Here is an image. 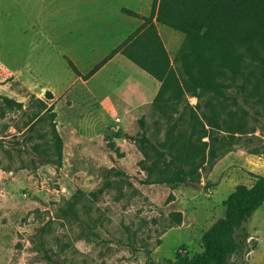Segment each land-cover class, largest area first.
I'll use <instances>...</instances> for the list:
<instances>
[{
  "label": "rangeland",
  "instance_id": "1",
  "mask_svg": "<svg viewBox=\"0 0 264 264\" xmlns=\"http://www.w3.org/2000/svg\"><path fill=\"white\" fill-rule=\"evenodd\" d=\"M70 1L0 0V264L168 262L182 245L194 254L229 192L264 175V110L247 108L245 128L254 131H216L215 158L185 164L177 134L190 132L195 96L158 108L160 82L119 51L85 76L143 22L120 15L121 3L142 12L148 0H107L100 8L98 0H73L81 30L73 34L65 23ZM156 24L172 60L184 34ZM4 96L21 106L8 107ZM36 98L53 109L38 111ZM201 140L186 146L208 153ZM177 166L184 180L166 181ZM245 227L255 247L231 259L264 264V203Z\"/></svg>",
  "mask_w": 264,
  "mask_h": 264
},
{
  "label": "trees",
  "instance_id": "2",
  "mask_svg": "<svg viewBox=\"0 0 264 264\" xmlns=\"http://www.w3.org/2000/svg\"><path fill=\"white\" fill-rule=\"evenodd\" d=\"M122 11L139 16L126 7ZM157 22L184 34L172 60ZM118 51L160 82L153 100L158 108L167 102H180L185 94L197 98L187 118L190 132L177 134L185 164H203L217 156L212 145L219 139L216 131L223 130L232 137L236 133L254 131L245 128V115L247 108L258 114V107L264 110V0H152L149 15L143 17V22L85 76L91 75ZM68 64L80 75L71 59ZM3 100L8 107L21 106L9 96H4ZM36 101L38 111L46 113L53 109L40 98ZM54 115L52 111L49 116L53 119ZM32 124L31 121L30 129ZM141 124L144 125L142 119ZM51 129L52 145L59 151L60 137L53 125ZM172 134L173 128L168 131V139ZM205 136L208 141L201 140ZM193 137L209 145L208 153L196 146H186ZM30 138L31 135H26L24 140ZM141 140L150 142L144 137ZM166 151L159 153L165 155ZM175 174L165 180H184L182 166L176 167ZM255 177L251 186L239 184L229 192L223 200V216L202 232L199 251L190 254L182 245L174 259L149 260L146 264H244L243 259L231 258L233 255L243 258L255 247V243L249 244L250 235L245 227L252 213L264 203V175L255 174ZM180 221L179 212L176 223Z\"/></svg>",
  "mask_w": 264,
  "mask_h": 264
},
{
  "label": "crops",
  "instance_id": "3",
  "mask_svg": "<svg viewBox=\"0 0 264 264\" xmlns=\"http://www.w3.org/2000/svg\"><path fill=\"white\" fill-rule=\"evenodd\" d=\"M54 1V0H53ZM64 2V0H56V3H58V5H59V3L60 4H62ZM73 0H71L70 1V7H71V10H70V14H71V17L70 18H68V20L65 22L66 23V26L68 27V25H69V30L72 32V34L74 33V32H77V33H79L81 30H80V27H78V26H75V24H74V22H73V17H74V11H73ZM107 4V0H98V8H100V7H105V5ZM151 4H152V0H148L147 1V5L145 6V11H138V10H134V9H132V8H130V7H128L126 4H123V3H121V9H120V15H122V16H131V15H129V14H127V13H125V12H123L122 11V8L123 7H126V8H128V9H132V10H134V11H136L138 14H139V17L140 16H146L145 14H146V12L147 11H150V9H151ZM58 9V8H57ZM103 11H105V10H103V9H101V12L99 13V14H101ZM118 16H119V14H118ZM67 17H68V14H67ZM95 17H97V18H100V17H102V16H100L99 17V15L98 14H95ZM132 17H134V19H133V23L134 24H136V22L137 21H135L136 20V17L135 16H132ZM138 17V16H137ZM129 17H126V19L127 20H129L128 19ZM141 23H138L137 24V26L138 25H140ZM77 44H79V43H77ZM79 47H80V45H78ZM80 48H82V45H81V47ZM117 53V52H116ZM120 53V52H119ZM68 54V53H67ZM121 54V53H120ZM69 55V54H68ZM114 55V54H113ZM122 56H124L123 54H121ZM106 56V55H105ZM104 56V57H105ZM69 59H71L73 62H74V64L76 65V63H77V61L75 60V59H73L70 55H69ZM103 57V58H104ZM126 57V56H125ZM102 58V59H103ZM78 64V63H77ZM76 67H77V65H76ZM77 69L79 70V68L77 67ZM80 71V70H79ZM74 73H75V71H74ZM76 74V73H75ZM77 76H79L78 74H77Z\"/></svg>",
  "mask_w": 264,
  "mask_h": 264
},
{
  "label": "water",
  "instance_id": "4",
  "mask_svg": "<svg viewBox=\"0 0 264 264\" xmlns=\"http://www.w3.org/2000/svg\"><path fill=\"white\" fill-rule=\"evenodd\" d=\"M199 185H201V183L198 182Z\"/></svg>",
  "mask_w": 264,
  "mask_h": 264
}]
</instances>
